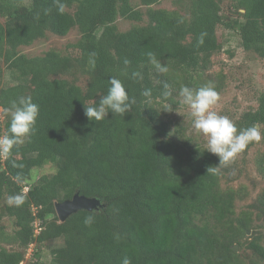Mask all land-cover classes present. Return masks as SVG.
<instances>
[{
	"label": "trees",
	"instance_id": "obj_1",
	"mask_svg": "<svg viewBox=\"0 0 264 264\" xmlns=\"http://www.w3.org/2000/svg\"><path fill=\"white\" fill-rule=\"evenodd\" d=\"M160 2L58 0L61 13L57 0H0V106L6 111L0 137L11 135L13 101L31 97L39 105L31 133L0 154V203L6 200L0 218L8 215L15 226L8 233L0 224V264H22L33 242L37 260L29 264H42L38 246L58 238L63 243L52 248V264H123L125 258L130 264H264V188L237 211L247 186L223 184L237 163L218 165L187 125L164 111L180 105L182 86H205L222 48L219 26L236 30L244 49L264 58V0H177L176 9L156 7ZM119 17L135 22L120 30ZM73 29L80 37L63 50L22 49ZM149 52L167 72L158 71ZM3 63L13 80L8 86ZM112 77L123 83L131 106L90 121L84 103L98 104ZM233 123L238 130L256 127L264 137V90L257 108ZM255 162L264 176V152ZM47 164L54 171L31 184L33 170ZM78 191L104 206L60 222L55 202ZM16 194L24 203L10 206L8 197ZM88 216L91 224L84 222Z\"/></svg>",
	"mask_w": 264,
	"mask_h": 264
},
{
	"label": "rangeland",
	"instance_id": "obj_2",
	"mask_svg": "<svg viewBox=\"0 0 264 264\" xmlns=\"http://www.w3.org/2000/svg\"><path fill=\"white\" fill-rule=\"evenodd\" d=\"M140 0H134V4L138 5ZM156 7H164L168 9L178 8L177 0H161ZM135 21L119 17L116 24L120 30H126ZM218 39L222 44V48L213 55V63L210 69V76L205 85H212L214 88L217 83L220 84V89L215 90L219 93L220 99L216 105L213 106L212 111H215L221 116L229 118L232 122L234 119L240 117L242 113L249 109L257 108L258 96L264 90V58L258 54L247 51L242 46L240 35L236 30H230L224 26H219L217 29ZM80 37L78 29L71 30L66 36H58L49 34L47 38L39 40L30 46H24L22 49L29 54H39L50 48L65 49L68 42L76 41ZM4 77L3 85L8 86L13 84L11 71L3 63ZM80 84L84 87L86 80L81 78ZM172 108V107H171ZM170 112L174 120L183 121L188 127V133L197 142L206 146V137L197 134L192 127L190 116V109L187 105L181 104L172 108ZM6 111L0 106V117L4 120ZM251 148L248 154L237 155L233 160L237 163L235 172L233 173L231 182L223 181V184L229 183L235 188L242 184L248 188V194L245 199L236 201V209L240 211L245 209L254 200L260 190L264 188V176L259 174L256 169L255 158L260 152H264V137ZM54 171L51 164H47L42 168H35L33 170V178L30 183H35L36 180L43 174L52 173ZM234 176V177H233ZM28 187H25L27 190ZM6 200L0 203V213H3V207ZM0 224L5 225L6 231L12 233L15 229L14 221L8 215H3L0 218ZM264 231V229H263ZM252 233V230L249 235ZM63 243L62 238L52 239L40 244V261L42 264H52L53 252L52 248L57 247ZM6 245V244H3ZM238 245V244H236ZM7 246V245H6ZM36 243L29 245L27 250V259L22 264H29L31 261H36L37 258L33 256L36 250ZM240 246L238 245V249Z\"/></svg>",
	"mask_w": 264,
	"mask_h": 264
},
{
	"label": "clouds",
	"instance_id": "obj_3",
	"mask_svg": "<svg viewBox=\"0 0 264 264\" xmlns=\"http://www.w3.org/2000/svg\"><path fill=\"white\" fill-rule=\"evenodd\" d=\"M58 11L63 13V4L58 3ZM147 55L158 71H168L166 66L157 62L153 53L149 52ZM109 85L107 94L99 99L98 104L86 105L84 103L85 115L90 121L102 120L106 115H109V111L113 115L124 114L130 108V98L123 83L112 77L109 80ZM143 95L147 96L149 92L145 91ZM179 96L180 103L187 105L190 109L193 129L197 134L206 137V151L219 158L218 165H227L249 143L259 142L262 139L261 133L256 127L238 130L229 118L212 111L213 106L220 99L219 93L212 85L208 84L199 89L182 86ZM9 111L11 116L9 132L11 135L0 137V154L5 155L14 145L23 143L24 138L31 133L39 116V105L34 103L31 97H20L18 102H12ZM164 111L172 112L173 110L171 107H167ZM209 171H214V169L209 166L207 172ZM24 199L22 194L9 196L8 204L20 206L24 203ZM84 222L91 224L92 217H86ZM39 232L40 229L36 227L35 234ZM123 264H130V261L125 258Z\"/></svg>",
	"mask_w": 264,
	"mask_h": 264
},
{
	"label": "water",
	"instance_id": "obj_4",
	"mask_svg": "<svg viewBox=\"0 0 264 264\" xmlns=\"http://www.w3.org/2000/svg\"><path fill=\"white\" fill-rule=\"evenodd\" d=\"M100 206H104L100 198L86 196L81 194L79 191L76 192L70 199L55 202V208L60 222H64L70 215L78 210L86 209L92 211L98 209ZM250 232L251 230L248 231V233ZM235 248L238 249V245H235Z\"/></svg>",
	"mask_w": 264,
	"mask_h": 264
}]
</instances>
